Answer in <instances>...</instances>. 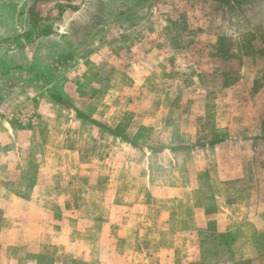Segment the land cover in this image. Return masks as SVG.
Returning <instances> with one entry per match:
<instances>
[{"label":"rangeland","instance_id":"rangeland-1","mask_svg":"<svg viewBox=\"0 0 264 264\" xmlns=\"http://www.w3.org/2000/svg\"><path fill=\"white\" fill-rule=\"evenodd\" d=\"M79 4L112 27L76 30L55 142L6 162L0 264H264V0Z\"/></svg>","mask_w":264,"mask_h":264},{"label":"crops","instance_id":"crops-1","mask_svg":"<svg viewBox=\"0 0 264 264\" xmlns=\"http://www.w3.org/2000/svg\"><path fill=\"white\" fill-rule=\"evenodd\" d=\"M75 1L79 0H0V175L5 170L10 174V164L6 162L19 158L18 145L55 142L50 141L49 132L43 130L50 129L51 133L58 124L49 117L52 114L47 110L50 107L63 113L66 108L61 104L62 98H56L65 94V87L58 89L57 85L54 90L53 81L59 76L58 68L64 70L65 64L80 61L81 49L86 48V45L82 46V39L75 38L80 26L84 25L90 31L112 27L105 24L98 29L94 23L99 19L98 15H87V19L85 14L82 15L84 9L81 4L75 5ZM67 15L71 17L65 21ZM66 26L69 34H60ZM45 119L48 127L44 125L42 128ZM15 154H18L17 157ZM195 172L199 173L198 168ZM53 188L46 186L38 189L48 197ZM38 189L24 191L30 194ZM193 204L190 202L186 212L191 214L194 208L196 216L203 217L204 204ZM25 205L31 206L29 203ZM224 207L217 206L218 224L224 223V213L230 209L228 205V208Z\"/></svg>","mask_w":264,"mask_h":264},{"label":"trees","instance_id":"trees-1","mask_svg":"<svg viewBox=\"0 0 264 264\" xmlns=\"http://www.w3.org/2000/svg\"><path fill=\"white\" fill-rule=\"evenodd\" d=\"M245 1H248V2H252V0H234V4H242V3H245ZM61 104L62 105H64L65 107H67V105L63 102V101H61ZM71 109H72V107H71ZM77 112V111H76ZM78 119H81V120H84V121H87V122H89L90 124H94V125H96L95 124V122L94 121H89L86 117H84V116H82L81 114H79L78 113V117H77ZM117 136V135H116ZM117 137H119V136H117ZM212 144H214V143H212ZM203 146V145H202Z\"/></svg>","mask_w":264,"mask_h":264}]
</instances>
